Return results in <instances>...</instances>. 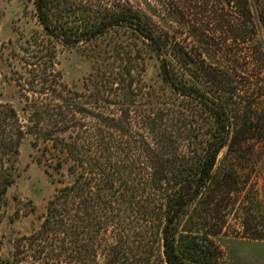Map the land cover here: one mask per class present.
Listing matches in <instances>:
<instances>
[{
  "label": "rangeland",
  "instance_id": "obj_1",
  "mask_svg": "<svg viewBox=\"0 0 264 264\" xmlns=\"http://www.w3.org/2000/svg\"><path fill=\"white\" fill-rule=\"evenodd\" d=\"M100 1L110 11L120 10L126 1L136 5L161 46L121 25L66 45L45 32L33 0H0V103L12 105L25 119L22 84L41 89L53 69L77 91L93 87L87 78L98 63L110 76L128 78L129 72L139 90L128 106L125 126L131 134L123 160L131 165L145 137L160 153L159 165L174 169L185 160L197 162L193 149L206 147L215 123L205 106L162 77L161 62L167 61L179 83L228 102L223 105L231 135L239 125L245 131L237 145L223 146L217 153L214 170L223 186L216 198L208 201L207 188L188 210L206 213L203 226L217 231L209 237L219 248L221 264H264V139L257 138L264 136V0H60L66 10L63 19L84 28ZM51 144L27 133L6 163L12 166V182L0 219L3 258L10 256L15 236L38 227L48 199L72 178L69 161L58 165L61 153L44 150Z\"/></svg>",
  "mask_w": 264,
  "mask_h": 264
},
{
  "label": "trees",
  "instance_id": "obj_2",
  "mask_svg": "<svg viewBox=\"0 0 264 264\" xmlns=\"http://www.w3.org/2000/svg\"><path fill=\"white\" fill-rule=\"evenodd\" d=\"M59 2L33 0L45 32L63 44L86 41L121 25L161 46L154 29L129 1L117 11L108 10L100 1L93 9V21L84 28L67 24L62 14L66 10ZM102 67L106 71L98 63L89 74L93 87L86 86L84 91L63 83L55 69L45 75L41 89L27 88L23 83L25 119L12 105L0 103V219L12 182L8 170L12 166L6 163L18 153L25 134L50 140L51 147L44 145V150H58L57 164L69 161L72 173L71 180L48 199L38 227L15 236L10 256L0 254V264H221L219 248L209 237L217 231L204 229L207 218L203 209L192 213L188 209L207 188L209 202L221 191L222 178L214 170L217 153L223 146L237 145L244 128L239 125L231 135L223 105L228 102L179 83L163 60L162 77L172 88L212 113L215 126L211 139H205L206 147H194L196 163L185 160L167 169L159 165L160 153L143 137L140 154L132 155L134 160L128 167L123 157L131 133L125 123L130 121L128 106L139 89L134 87L131 73H127L128 78L118 73L110 76ZM153 122H146L149 129ZM139 155L143 161L138 160ZM1 242L0 234V249Z\"/></svg>",
  "mask_w": 264,
  "mask_h": 264
}]
</instances>
